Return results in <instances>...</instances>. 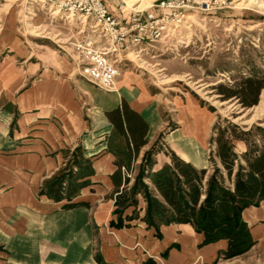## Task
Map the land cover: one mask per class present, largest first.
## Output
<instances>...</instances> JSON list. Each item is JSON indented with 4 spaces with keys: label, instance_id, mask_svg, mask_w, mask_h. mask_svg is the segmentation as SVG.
Listing matches in <instances>:
<instances>
[{
    "label": "rangeland",
    "instance_id": "1",
    "mask_svg": "<svg viewBox=\"0 0 264 264\" xmlns=\"http://www.w3.org/2000/svg\"><path fill=\"white\" fill-rule=\"evenodd\" d=\"M61 1L0 0V70L10 68L13 77L28 84L55 75L66 78L69 70L72 80L90 85L79 75L78 54L80 46L96 37L82 17L66 8L53 15ZM104 1L123 26L132 25L133 19H142L150 11L166 14L176 24L170 26L165 38L146 48L141 61L120 59L115 85L121 79L127 83L128 97L139 100L151 122L148 142L127 173L125 190L130 200L131 187L141 170L140 185L159 200L150 178L173 156L195 170L204 166L205 178L214 168L224 176L212 156L213 140L221 132L226 137L239 135L231 142L238 163L243 164L241 155L246 151L264 150V89L257 105L248 109L238 100H223L220 95L227 87L238 88L244 79L264 80V0H157L154 4V0H144L134 5L128 0ZM121 2L126 8L119 12ZM162 2L177 3L178 8H155ZM136 7L141 13L132 12ZM84 113H88L85 108ZM111 146L119 150L122 142L115 136ZM81 151L77 147L63 153L65 165L39 194L58 201L75 196L79 186L73 176L82 161ZM138 188L133 194L136 205L126 210L135 212L140 207L145 216L146 201L142 187Z\"/></svg>",
    "mask_w": 264,
    "mask_h": 264
},
{
    "label": "crops",
    "instance_id": "2",
    "mask_svg": "<svg viewBox=\"0 0 264 264\" xmlns=\"http://www.w3.org/2000/svg\"><path fill=\"white\" fill-rule=\"evenodd\" d=\"M3 68L0 264H264V199L242 212L252 248L230 260L219 258L225 241L201 246L203 237L190 225H159L157 237L143 222L140 207L124 211L123 227L109 226L117 222L111 198L117 167L111 149L115 136L106 114L125 103L145 122V145L137 157L151 130L139 100L128 97L123 79L114 91L104 92L72 80L69 70L66 78L55 75L28 84ZM77 147L82 161L73 176L79 186L75 196L58 201L39 194L65 165L63 153ZM119 181L121 189L123 178Z\"/></svg>",
    "mask_w": 264,
    "mask_h": 264
},
{
    "label": "trees",
    "instance_id": "3",
    "mask_svg": "<svg viewBox=\"0 0 264 264\" xmlns=\"http://www.w3.org/2000/svg\"><path fill=\"white\" fill-rule=\"evenodd\" d=\"M262 89L264 80L247 78L238 88L221 90L220 95L223 100L236 99L243 109H248L257 105ZM106 117L113 127V136L122 142L119 150H112L117 167L111 177L114 182L112 214L117 216V222H109L110 227H123L122 215L126 209L136 205L133 194L141 186L146 201L143 222L154 228L157 237L159 225H190L196 234L203 237L201 246L221 240L226 242L227 248L219 257L223 260L237 258L252 248L253 240L242 219V212L256 207L264 199V150H248L241 155L243 164L238 163L231 142L239 139V135L233 133L226 137L221 132L213 140L212 156L218 160L224 176L214 168L212 174L205 178L206 170H195L173 156L150 178L159 200L150 195L147 187L140 185L143 170L131 187L130 200L125 190L129 183L127 173L130 163L145 145L147 126L125 103L107 113ZM120 177L123 178L121 189ZM145 264L155 263L147 261Z\"/></svg>",
    "mask_w": 264,
    "mask_h": 264
},
{
    "label": "built area",
    "instance_id": "4",
    "mask_svg": "<svg viewBox=\"0 0 264 264\" xmlns=\"http://www.w3.org/2000/svg\"><path fill=\"white\" fill-rule=\"evenodd\" d=\"M50 1V0H49ZM157 0L152 1L154 4ZM58 11L66 8L70 13L83 18V23L96 39L94 42L80 46L78 54L79 75L91 86L104 92L114 90L115 81L120 76L122 57L137 56L138 62L147 52V47L167 36L173 20L168 15L150 11L143 18H135L132 25L123 26L111 14L109 5L104 0H62ZM155 5L158 9H175L177 3L164 2ZM151 7H153L151 5ZM126 4L121 2L118 11L122 12ZM133 12V11H132ZM134 13H141L134 12ZM172 21V22H171ZM129 59V58H128Z\"/></svg>",
    "mask_w": 264,
    "mask_h": 264
},
{
    "label": "bare ground",
    "instance_id": "5",
    "mask_svg": "<svg viewBox=\"0 0 264 264\" xmlns=\"http://www.w3.org/2000/svg\"><path fill=\"white\" fill-rule=\"evenodd\" d=\"M144 0H128L127 2L128 3H131L132 5H134V4H137V3H139V2H143ZM155 1V0H154ZM132 7V6H131ZM139 7H136V8H133L132 9V11H136L137 12V9H138ZM58 15V14H60L59 13V11L58 10H54L53 11V15ZM69 17H66V19H68ZM188 19H190L189 17H187V20ZM129 57H131L133 60H135V61H138V57L137 56H133V55H129Z\"/></svg>",
    "mask_w": 264,
    "mask_h": 264
}]
</instances>
